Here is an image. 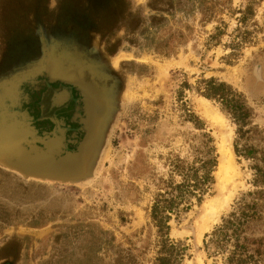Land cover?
Returning a JSON list of instances; mask_svg holds the SVG:
<instances>
[{
  "label": "rangeland",
  "instance_id": "rangeland-1",
  "mask_svg": "<svg viewBox=\"0 0 264 264\" xmlns=\"http://www.w3.org/2000/svg\"><path fill=\"white\" fill-rule=\"evenodd\" d=\"M120 52L130 55L115 65ZM41 69L76 87L92 126L80 170L64 176L10 161L0 134V264H155L156 199L175 200L161 213L170 240L180 241L179 264H224L225 252L209 256L204 237L241 199L259 197L255 233L264 235V183L254 182L255 165L264 167V0H0V89ZM209 78L229 84L251 114L238 135L209 99L233 128L240 177L219 221L202 231L204 202L224 193L219 137L198 107ZM41 87L35 81L25 96L36 100ZM209 159L208 177L177 196L174 185L194 169L200 178Z\"/></svg>",
  "mask_w": 264,
  "mask_h": 264
},
{
  "label": "trees",
  "instance_id": "trees-1",
  "mask_svg": "<svg viewBox=\"0 0 264 264\" xmlns=\"http://www.w3.org/2000/svg\"><path fill=\"white\" fill-rule=\"evenodd\" d=\"M201 95L213 99L221 104V109L234 121L236 132L238 135H244V127L249 123L248 119L251 114V109L245 103L240 95H238L232 87L224 81H219L214 78H209L203 81V87L200 89ZM234 151L238 153L237 142H234ZM243 155L251 157L250 148L244 146ZM210 162L206 160L202 162L205 168ZM210 168H205L204 173L199 178L196 176V169L192 170V174L186 175L184 182L174 185L176 195L180 194V189L183 185L193 183L198 186L200 179L204 180L210 173ZM254 182L261 181L264 183V167L255 165ZM189 176H193L192 180ZM263 191H260V194ZM259 194V195H260ZM175 200L173 198L156 199L152 204V217L154 223L161 235V243L158 255L156 256L155 264H179L182 256V248L178 247L180 241H172L168 237V220L170 216L163 214L165 209L171 208ZM162 207L163 209H159ZM263 204L256 200H242L234 207V209L222 218L219 225L210 232L205 234L204 248L208 255H216L217 253L225 252L224 264H259L264 261V235L255 233V228L263 230L260 225L262 219ZM173 208L171 209V211Z\"/></svg>",
  "mask_w": 264,
  "mask_h": 264
},
{
  "label": "flooded vegetation",
  "instance_id": "flooded-vegetation-1",
  "mask_svg": "<svg viewBox=\"0 0 264 264\" xmlns=\"http://www.w3.org/2000/svg\"><path fill=\"white\" fill-rule=\"evenodd\" d=\"M35 81L42 82V87L39 90L36 100L30 101L25 96V93ZM46 81L54 86H58V82L56 83L50 77V74L47 75L43 69L35 74L29 73L15 77L13 80L1 86L0 134H8L3 146L6 151L4 154L10 161L33 163L46 157L51 158L53 156L55 158L69 152L74 153L76 150L72 139L75 133H80L81 131L82 122L80 121V115L82 111L79 109L84 104L85 99L82 95L76 97V87L73 86L72 101L69 102V106L65 109L56 111V122L51 118H39L42 113L39 102L42 91L46 88ZM20 102L23 104L26 103L27 106L30 104L34 114L28 116L25 110L18 107ZM58 124L65 128V145L60 144L56 146L52 144V153L49 154L45 142L50 138L53 139L54 131Z\"/></svg>",
  "mask_w": 264,
  "mask_h": 264
},
{
  "label": "bare ground",
  "instance_id": "bare-ground-1",
  "mask_svg": "<svg viewBox=\"0 0 264 264\" xmlns=\"http://www.w3.org/2000/svg\"><path fill=\"white\" fill-rule=\"evenodd\" d=\"M130 55L126 52L118 53L113 59L114 64H117L119 58L127 57ZM228 79L234 78L231 74L227 76ZM235 79V78H234ZM233 79V80H234ZM52 85V84H51ZM56 90L47 89V93L45 92V99L43 100V110L45 113L49 112L50 114L56 113V107L60 105L66 104L68 106L69 99L71 96L72 87H61L55 88ZM198 107L200 108V112L212 123V125L216 128V133L218 134V163L216 167V177L218 179V185L220 187L221 192L224 191L223 197L218 198L216 196L208 199L204 202L202 206V215H201V230H209L212 226V223H216L219 221V215L221 211L228 205V202L234 195L235 189L238 186V178L240 177V171L238 164L234 160V153L232 151V133L233 128L228 123V119L224 116V114L216 107L209 106V99L206 97H200L198 99ZM58 104V105H57ZM55 117V116H54ZM82 125L81 131L78 133V136L72 139L73 145H75L76 150L79 153H72V157L69 159L66 164L67 167L72 168V172H78L81 168L79 164L81 163V147L82 142L85 137L91 130L92 122L90 117L88 116V112L85 110L81 113L80 116ZM64 134L65 128L62 125H56L53 141L49 145V150H52V144L65 145L64 142ZM74 151V152H75ZM201 235V233L199 234ZM200 264H204L200 262Z\"/></svg>",
  "mask_w": 264,
  "mask_h": 264
},
{
  "label": "water",
  "instance_id": "water-1",
  "mask_svg": "<svg viewBox=\"0 0 264 264\" xmlns=\"http://www.w3.org/2000/svg\"><path fill=\"white\" fill-rule=\"evenodd\" d=\"M60 86L61 87H70V86L64 85L62 83L58 84V86L51 85L49 82L46 83V88L42 91L41 99L39 102L41 105V108H42V113L40 114L39 118H51L55 122L57 121L56 113L50 114L49 112H47V113L44 112L43 100L45 99V92L47 91V89H50V91L52 88H53V90H56L55 88H60ZM70 98L72 99V94H71ZM65 106H66V104H64V105L62 104V105L56 107V111L65 107ZM51 141H53V140L50 138L49 140H47L45 142L49 154L52 153V151L49 150V148H48L49 145L52 143ZM76 152L79 153L78 151H75L74 153H76ZM71 157H72V152H69V153H66L63 157H61L59 159H56L52 156L50 159L37 160L36 162H34L32 164L26 163L27 164L26 169H28L29 171H31L33 173L43 174V175H62V176H64V175L72 174L73 173L72 168L66 166V164L68 163V161ZM81 159H82V157H81ZM79 166H81V163L79 164Z\"/></svg>",
  "mask_w": 264,
  "mask_h": 264
}]
</instances>
